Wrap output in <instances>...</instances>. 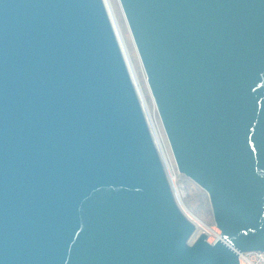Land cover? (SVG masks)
I'll list each match as a JSON object with an SVG mask.
<instances>
[{"label": "water", "instance_id": "95a60500", "mask_svg": "<svg viewBox=\"0 0 264 264\" xmlns=\"http://www.w3.org/2000/svg\"><path fill=\"white\" fill-rule=\"evenodd\" d=\"M180 208L103 0H0V264H239L264 252V0H118Z\"/></svg>", "mask_w": 264, "mask_h": 264}, {"label": "rangeland", "instance_id": "374dc122", "mask_svg": "<svg viewBox=\"0 0 264 264\" xmlns=\"http://www.w3.org/2000/svg\"><path fill=\"white\" fill-rule=\"evenodd\" d=\"M116 16L118 18L120 27L122 29V32L126 38V42L127 46L129 48L131 57L133 59V62L135 64V67L137 69L140 81H141V85L143 88V91L145 93V96L147 97V101L149 104V108H150V112L151 114L153 112H155V116H156V121L158 123V126L160 128V130H162V137L164 139L165 142V146L167 147V152L168 155L170 157L174 172H175V183H174V190L177 192V194L179 195L183 205L185 206L186 210L191 213L194 217H196L197 219H199L205 226H207L209 229H213L216 230L217 232L220 233V231L215 227L214 225V221H213V216H212V211H211V206H210V202H209V197L207 195V193L200 188L198 185H196L194 182H192L190 179L186 178L185 176L178 174L176 167H175V163L168 145V142L166 140L164 131L161 127L157 112L154 108L153 102L151 100L149 91L147 89L146 86V82H145V74L144 71L142 69V66L140 64L139 58L137 56L135 47L133 45L130 33L128 31L126 22L124 20L121 8L119 6L118 0H111ZM206 237V241L208 242H213V240L215 239V237L212 234H205Z\"/></svg>", "mask_w": 264, "mask_h": 264}, {"label": "bare ground", "instance_id": "6f19581e", "mask_svg": "<svg viewBox=\"0 0 264 264\" xmlns=\"http://www.w3.org/2000/svg\"><path fill=\"white\" fill-rule=\"evenodd\" d=\"M103 1H104L106 10H107L108 16L110 18L114 33L116 35L118 44H119L120 49L122 51V54H123L126 66L128 68L129 74H130L131 79L135 85V88L138 92V95L141 99L145 119H146V122L148 124V128H149L151 136H152V140H153L154 145H155V147H156V149H157V151H158V153H159V155H160V157H161V159L165 165V169H166L167 174L170 178V181H171L172 185L174 186L176 176H175V172H174L170 157H169L168 152L166 150L167 147L165 146V142H164V139L162 137V133H161L162 130H160L158 123L156 121V116L154 114L155 112H153L152 114L150 112L149 104H148V101L146 99L147 97L145 96V93L143 91L137 69L135 67V64H134L133 59L131 57L129 48L127 46L128 42H126V38H125V36L122 32V29L120 27L118 18L116 16V13H115V10H114L113 4H112V1L111 0H103ZM144 78H145V76H144ZM174 192H175L176 199L178 201L180 208L185 213L186 217L195 225V227L198 231H200L203 235L207 234V236H208V234H210L213 231L217 232L216 230L209 229L199 219H197L191 213H189L186 210L185 206L183 205V203H182L179 195L177 194V192L175 190H174ZM208 243L212 244V243H214V241L208 242Z\"/></svg>", "mask_w": 264, "mask_h": 264}, {"label": "built area", "instance_id": "2783aa9c", "mask_svg": "<svg viewBox=\"0 0 264 264\" xmlns=\"http://www.w3.org/2000/svg\"><path fill=\"white\" fill-rule=\"evenodd\" d=\"M210 234L215 237L213 241L220 238L219 232L213 231ZM236 254L239 264H264V252H236Z\"/></svg>", "mask_w": 264, "mask_h": 264}]
</instances>
